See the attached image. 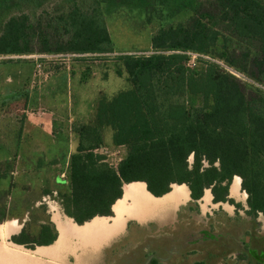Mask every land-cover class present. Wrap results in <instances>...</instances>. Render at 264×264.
<instances>
[{"label":"trees","instance_id":"1","mask_svg":"<svg viewBox=\"0 0 264 264\" xmlns=\"http://www.w3.org/2000/svg\"><path fill=\"white\" fill-rule=\"evenodd\" d=\"M86 1L0 0V57H103L112 51L111 37L95 3L86 6ZM103 2L139 7L158 21L183 17L170 23L174 47L117 55L128 87L101 95L92 120L71 127L75 143L68 159L69 190L59 194L65 212L77 224L111 215L123 184L132 181L144 182L154 196L173 184H186L192 199L210 187L215 199L225 200L236 175L247 194V213L264 215V0ZM47 3L56 5L48 26H42V15L33 22L23 12L26 5ZM186 51L220 59L247 79L201 57L189 67ZM105 143L125 147L115 167L95 151ZM56 236L46 221L37 233L22 228L11 240L33 248ZM149 264L159 263L152 259Z\"/></svg>","mask_w":264,"mask_h":264},{"label":"rangeland","instance_id":"2","mask_svg":"<svg viewBox=\"0 0 264 264\" xmlns=\"http://www.w3.org/2000/svg\"><path fill=\"white\" fill-rule=\"evenodd\" d=\"M90 2L95 3V7L97 6L99 11V18L108 28L112 41V51L103 53V57L84 54L87 56L82 59H75L72 56H54L53 54L9 55L0 57V133L5 132L7 136L10 137L18 130V126L14 121L17 122L21 117V111H24V97L27 95V85L30 84V80L31 82L35 80L34 84L39 81L38 84L42 86L43 82L48 80L51 72L63 69V72H61L58 77L53 76L52 78V82L56 83V88H51L45 92L41 90V93L42 97L54 95L55 101H58L56 107L60 112H68L64 108H67V104L69 105L68 108L71 112V117L69 121H67L69 129L75 124L92 120L95 103L101 95L110 96L117 90L128 87L124 70L121 68L120 62L116 59L117 55L123 53L149 54L151 52H161L167 48L174 47L175 42L170 33L171 27L173 23L183 16H176L173 19L170 18L164 21H158L154 18L148 19L146 12L132 5H108V3H104L103 0H87L84 4L89 6V4H91ZM55 9L56 5L47 3L41 6L26 5L23 7V12L29 13V17L33 22L42 15V26H48V21H50L51 17H55L56 15ZM42 12L45 13L43 14ZM5 57H21L24 58V60L3 61L2 58ZM201 62H204V60H200V63ZM33 67L36 69L34 73L30 75V71ZM119 68L122 69V74H117V69ZM45 73L47 76L44 75ZM26 75L28 76L26 77ZM8 77L12 80L6 81ZM24 78H26L28 82L26 79V82H23ZM243 79L246 78L243 77ZM61 100H65V103L62 104ZM69 130V132H71V140L68 143L57 140L56 143L51 144V132L47 124L41 131H38L39 133L37 135L41 141L47 143L50 148L56 151L55 153L59 154L63 150V145H66L68 150L74 147L75 136L72 129ZM105 138L109 140L110 131L107 130L105 132ZM103 147L104 149L102 148L97 151L103 153L105 155V160L112 164H116L125 154V148L123 146H110L105 143ZM7 153L6 149H0V221L7 217L9 218L10 214L16 213L20 209L16 205V202L21 198L18 197V190L13 188V184L15 183L13 178L15 164H13L12 156L8 159ZM65 168L66 165L63 163L61 169ZM67 174L66 172L62 178H67ZM35 183L37 184V188L34 186L33 188L38 189L39 201L42 202L43 206H39V208L35 209L29 206L26 212L27 216L23 218L25 219L23 227L27 229L26 231H28V233L31 232L33 234H35L34 232L38 229L35 227H39L38 220L46 219L47 216L49 217L50 213L46 210L47 208L50 210L49 205H52L50 203L55 200L53 195L49 198L45 197L42 199V197H40L41 191H43V189H53L54 187H59L61 191H68V185L66 184L51 187L47 180ZM175 186L177 185H172V192ZM28 191L30 192L31 190ZM53 194L55 195V193ZM162 199L163 198H158L155 202L154 200L151 201L149 204L151 209L155 208L158 200ZM163 200L169 202V199L165 198ZM53 205L56 206L55 204ZM205 209L206 207L203 212L197 209H180L177 213V217L173 214L174 211L171 210L170 213L167 214V219L173 217L167 220L165 224L150 225V233L145 237L144 245L148 248L159 246L160 254L163 258L162 264H187L194 260H202L205 264H264V216L262 215H258L257 223L254 225L255 228L258 226L263 228L261 229V233H257L261 242L254 236L255 231H250L249 234L247 233L244 235V238H242L240 234V241L244 239L245 243L249 241L250 245H256L252 246L254 248L250 253L247 251L249 248L244 251L245 253L240 252L243 251L245 247H243L242 242L241 245L233 242L231 238L233 234L227 236L224 233L225 230L221 228L211 232L213 237L211 235L207 239L201 237L200 239L203 240L200 241L201 243L195 242L196 244L194 245L186 244V239L197 238L199 236L202 227L214 230L217 225L215 223L218 221H230V218L224 214H220L214 218L208 217V219H206L207 214L203 215ZM218 211L222 213L220 209H218ZM130 226L129 224V227ZM239 226L234 224L231 226V230L237 231L236 229ZM131 228L133 232H136V235L133 236V239H126V243L132 242L134 247L122 249L125 253L128 252L123 257H130L129 255L132 249H135L137 245V232L142 234V231L137 227ZM224 242H229V246H224ZM238 249L239 251H237ZM255 249H261L263 251L255 253ZM252 253L255 256H251ZM0 254L3 255V250ZM231 254H235L236 256L234 260L229 257ZM238 257L245 258L246 260L235 262ZM123 261L124 260H122V262ZM125 263L126 262H124V264ZM54 264L71 263L57 262ZM99 264L104 263L99 261ZM105 264L107 263L105 262ZM117 264H120V261Z\"/></svg>","mask_w":264,"mask_h":264},{"label":"crops","instance_id":"3","mask_svg":"<svg viewBox=\"0 0 264 264\" xmlns=\"http://www.w3.org/2000/svg\"><path fill=\"white\" fill-rule=\"evenodd\" d=\"M35 69L32 68L30 75L34 73ZM61 72L63 69L51 72L48 80L43 82L42 86L38 84L39 81L34 84L35 80L33 82L30 80V84L27 85L24 111H21L20 119L17 122L14 121L18 130L15 134H10V137L5 132L0 133V149L7 150L8 159L12 156L13 164H15L13 188L18 190V197L21 198L16 202L20 209L16 213L10 214L9 218L0 221V252L3 250V255L0 254V264H54L57 262L99 264V261L104 264L105 262L117 264L119 261L121 263L122 260L128 258L123 257L128 252L125 253L122 249L134 247L132 242L126 243V239H133V236L136 235L131 227H137L142 231V234L137 232V247H140L143 233L151 223L154 225L165 224L173 217L167 219V214L171 210L175 214L178 206L189 199V190L185 184H173L177 185L173 192L171 188L166 194L156 197L146 190L144 182L132 181L123 184L121 197L111 206V215L94 216L82 224L75 223L65 212L63 198L59 196L60 193L68 191H61L59 187H54L66 184L69 190L68 177L63 179L62 176L68 172V159L72 149L68 150L67 146L63 145V150L57 154L37 135L38 131H41L47 124L51 132V144L56 143L57 140L65 143L71 140V132H69L71 128L68 129L67 124L71 117L69 105L67 104V108H64L68 112H60L56 107L58 101H55L54 95L42 97L41 93V90L45 92L56 88V83L52 82V78L53 76L58 77ZM44 75L47 76L46 73ZM8 80L12 79L8 77L6 81ZM26 81L28 82L27 79ZM61 101L62 104L65 103V100ZM63 163L66 165L65 169H61ZM45 180L49 181L51 187L54 188L43 189L40 197L44 199L53 195L55 200L50 203L52 204L49 205L50 210L48 208L46 210L50 213L49 217L38 220V224L40 226L46 221L51 222L57 232L55 240L50 244L35 245L33 248H26L23 244L9 241L10 235H17L22 228H25L23 227L25 221L23 218L27 216L26 212L29 206L34 209L43 206L39 201L38 189H34L33 186L36 187L35 182ZM239 186L240 177L235 175L228 188L231 196L235 198L238 196L236 200L238 198L242 200L246 196L244 192H239ZM210 197L209 191L205 190L200 203L203 210ZM158 198L169 199V202L163 199L158 200L156 207L151 209L150 202L153 200L155 202ZM35 228L39 229L38 226ZM129 263L142 264V255L134 257Z\"/></svg>","mask_w":264,"mask_h":264},{"label":"flooded vegetation","instance_id":"4","mask_svg":"<svg viewBox=\"0 0 264 264\" xmlns=\"http://www.w3.org/2000/svg\"><path fill=\"white\" fill-rule=\"evenodd\" d=\"M186 187H187V185H186ZM205 190H208L209 194L211 196L209 202L206 204V209H205V211L203 213V215L207 214L206 219H208V217L209 218H211V217L214 218V217H216V216H218L220 214H224L225 216L230 218L231 222L230 221L229 222L218 221L217 223H215L217 225L215 227L216 229H214V230H209L208 228L206 229L205 227H202V229L200 231V234H199V236L197 238L186 239L185 243L186 244H190V245H194L196 243H199L202 240V239H200L201 237H203L204 239H207L208 237H210V235L213 237V234H211V232L221 228V229L225 230L224 233L227 236H230V234L231 235L233 234L232 237H231L233 242L237 243L238 245H241V242H242L243 247L244 246L245 247L243 248V251H240V252H244L245 250H247V248H249L247 250L248 253L252 252V250L254 248L252 246H256V245L255 244L254 245H252V244L250 245L249 241L247 243H245L244 239H241V241H240V234H241L242 238H244V235H246L247 233L249 234L250 231H252V232L255 231L254 232V236L258 239V241L261 242V239H260V237H258L259 235H257V233H261L262 232L261 229H263V228H260V226H258V227L256 226L257 228H255L254 225L257 223L258 215H262V214L259 213V214L255 215V216H253V215L247 213V211H246L248 209V206L246 204V196H247V194L241 188V186H239V192L241 191V192H244V194H246L245 198L242 199V200L240 198H238L236 200V198L238 196L236 198L231 196L230 193H229V188L227 190V194L225 195V200H222L220 198L215 199L216 194L211 191L210 187L209 188H205L203 193H202V195L198 199H192L190 197V191H189V199L184 204H180L178 206V208L176 210V213H175L176 217H177V213H178V211H180V209H184V210L185 209H189V210L197 209V210H200L201 212H203V209H202V207L200 205V200H201V197L203 196ZM218 209H220L222 213H220L218 211ZM262 216H264V215H262ZM234 224L238 225V226L240 225L239 227H237V229H236L237 231H232L231 230V226L234 225ZM150 225L148 226L146 231H144V233H143L142 245L140 247H137V245H136V248L132 249V251H131V253L129 255L130 257H128V259H125L120 264H124V262H126L125 264H130L129 262L132 259H134V257L138 256L139 254L142 255V264H149L152 259H156L159 264H162L161 262L163 261V258L161 257L159 246H154V248H148V247H146V245H144V239L148 235V233H150V229H151ZM235 232H236L237 235L235 234ZM11 236L12 235H10V237H9V241L13 242L11 240ZM13 243H15V242H13ZM223 245L224 246H229V242L228 243L224 242ZM237 251H239V249ZM259 251L262 252L263 250H261V249H255L254 250L255 253H259ZM251 256H255V255H253V253H252ZM229 257H231V259L234 260V258L236 256H235V254H231V255H229ZM241 260H246V259L238 257L235 260V262H239ZM196 262H201V263L205 264L204 261H202V260H194V261H191L190 263H187V264H193V263H196ZM244 262H246V261H244Z\"/></svg>","mask_w":264,"mask_h":264},{"label":"built area","instance_id":"5","mask_svg":"<svg viewBox=\"0 0 264 264\" xmlns=\"http://www.w3.org/2000/svg\"><path fill=\"white\" fill-rule=\"evenodd\" d=\"M186 54H188V59H187V61H186V65L187 66H189V67H192V66H194L196 63H197V59L199 58V57H201V58H203V59H206V60H209V61H212V62H214V63H216V64H218L222 69H224L225 71H228V72H230V73H232V74H234L235 76H237V77H240V78H242L243 79V77H245L244 75H242L241 73H239V72H237V71H235L234 69H232L230 66H228L226 63H224L222 60H220V59H215V58H211L210 56H208V55H205V54H200V53H197V52H192V51H186ZM54 56L55 55H61V56H64V55H62V54H53ZM66 56H69V55H66ZM246 78V77H245ZM247 79V78H246ZM104 149V147L102 146V147H100V148H97L95 151H99L100 149ZM97 151V152H98ZM101 153V152H100ZM109 164H111V165H113L114 167L116 166V164H112V163H110V162H108Z\"/></svg>","mask_w":264,"mask_h":264}]
</instances>
